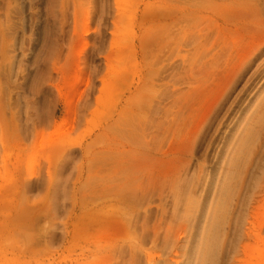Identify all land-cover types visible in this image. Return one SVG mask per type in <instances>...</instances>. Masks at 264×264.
Here are the masks:
<instances>
[{"label":"rangeland","instance_id":"374dc122","mask_svg":"<svg viewBox=\"0 0 264 264\" xmlns=\"http://www.w3.org/2000/svg\"><path fill=\"white\" fill-rule=\"evenodd\" d=\"M33 1L11 75L0 37V264H264V0Z\"/></svg>","mask_w":264,"mask_h":264},{"label":"bare ground","instance_id":"6f19581e","mask_svg":"<svg viewBox=\"0 0 264 264\" xmlns=\"http://www.w3.org/2000/svg\"><path fill=\"white\" fill-rule=\"evenodd\" d=\"M1 1H3L2 3L6 7V14H5V16H6L7 28L5 30V33L1 34L0 37L3 40H5V41L8 40L9 43H10L8 45L9 49H6L5 50V56L7 54H11L12 56L9 57V61H11L12 59L15 58V51H16L15 50V47L17 46V43H18V35H19V32L18 31L20 29L22 30L24 28L25 23H26L25 17L23 16L24 9L26 7V3L28 1V4H29L30 9H32V7L35 4L37 5V2L35 3L33 0H1ZM11 3H15V5L11 7ZM34 19L36 20V18H34ZM30 20H32V15L29 16V21ZM35 24H37V23L34 22V27H35ZM42 24H44V22ZM32 26H33V24L31 25V28H33ZM22 50H25V49H22ZM9 65L10 66L8 67V69H9V74H10L11 73V70H12V61L9 63ZM1 67H2V65H1ZM4 77L6 78V75L3 76V79H4ZM8 79H9V76H8ZM5 80L6 79H4V81H2L1 83L4 82L5 84H7Z\"/></svg>","mask_w":264,"mask_h":264}]
</instances>
